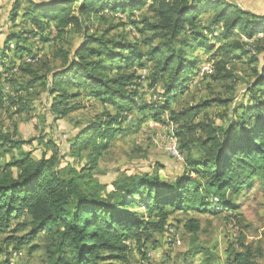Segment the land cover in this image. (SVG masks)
<instances>
[{
    "label": "trees",
    "instance_id": "16d2710c",
    "mask_svg": "<svg viewBox=\"0 0 264 264\" xmlns=\"http://www.w3.org/2000/svg\"><path fill=\"white\" fill-rule=\"evenodd\" d=\"M106 14H128L140 39L109 38L114 26L102 32L84 26ZM9 23L8 31L0 32L5 37L0 45V108L10 104L18 105L20 113L29 110L22 97L10 92L16 73H32L41 58L23 43L31 38L60 42L72 28L82 31L81 43L55 54L62 66L42 78L52 124L80 109L75 102L83 98L103 108L95 120L65 135V157L80 163L88 152L87 164L79 168L59 167L63 157L55 140L48 142L52 155L43 152L37 159L23 150L34 140L0 130V234L28 230L6 239L15 253L45 234L50 236V264H133L130 252L135 247L146 259L154 235L167 231L174 212L235 213L255 183L264 185V14L230 0H15ZM199 52L210 55L206 64L212 67L202 79L209 76L214 82L234 77L229 68L233 60L248 57L250 67L261 63L251 68L253 80L239 102L219 116L225 124L209 113L199 116L214 106L229 107L232 100L214 98L174 108L201 73L199 65L205 63ZM146 84L156 93L154 103L139 92ZM149 120L173 129L185 166L182 174L165 180L156 170H127L112 185L85 182L94 179V170L118 136L139 131ZM193 146L201 150L197 159ZM23 217L27 222L11 229ZM184 228L197 233L199 220H187ZM253 257L247 247L234 255V263L261 264Z\"/></svg>",
    "mask_w": 264,
    "mask_h": 264
},
{
    "label": "rangeland",
    "instance_id": "374dc122",
    "mask_svg": "<svg viewBox=\"0 0 264 264\" xmlns=\"http://www.w3.org/2000/svg\"><path fill=\"white\" fill-rule=\"evenodd\" d=\"M14 1L0 0V32L8 31V27L11 26L9 14ZM230 1L256 14H264V0ZM142 13H145V11L137 15L139 16ZM127 16L128 14H121L117 19L111 14H106L103 17L104 19L96 17L84 26H88L90 32H102L114 26L109 38L133 43L140 39V35L130 25V21H127ZM119 18L124 21L119 20ZM206 18L207 16L204 17V19ZM83 36L82 31L72 28L65 39L60 42L47 43L32 38L25 41L23 44L29 47L33 54L35 53L41 58L37 65L31 67L32 73H16L17 83L10 89V92L16 99L22 97L30 105L29 110L20 113L18 105L13 106L10 104H7L4 109L0 108V130L9 134H18L22 140H34L30 145H26L23 150L33 152V157L37 159L40 158L43 152H46L48 157L51 156L52 151L48 142L50 140L57 141L60 155L63 157L59 167L65 170L71 167L79 168L82 166L81 164L86 165L87 160L85 157L88 154L86 152L83 155L84 157L80 163L76 158L65 157L68 149V145L65 143L68 137H65V135L78 124L95 120L102 113L103 108L98 103H89L83 98L75 102H79L80 109L59 121L56 126L52 124L54 117L50 112V102L42 78L48 74L49 69L62 66L61 58L55 54L62 49L69 51L71 48L78 46ZM4 38V36H0V45L3 44ZM10 55H12V52H10ZM197 56L205 64L199 65L202 68L198 76H196L195 70L194 77H196L193 85L189 92L184 93L183 98L174 104V108L180 110L214 98L232 100L229 107L214 106L199 116V119H201L205 113H209L210 117L217 120L219 125L225 124V121L219 119V116L224 112H230L233 104L239 102L245 88L253 80L251 68L258 67L261 63L250 67L248 57L243 60H233L230 62L229 68L234 77L227 81L214 82L209 76L202 79V76L206 73L203 69L208 68L210 71L212 68L208 63L206 64L210 55L199 52ZM14 90H17V92H14ZM70 90L74 91V89ZM139 92L150 103L157 100L156 93L149 89L147 84ZM142 102L144 101L142 100ZM167 117L168 114L164 116L165 121L168 119ZM132 118L134 120L136 114ZM131 120L126 124H130ZM172 130L171 127L149 120L139 131L132 132L127 136H118L112 142L109 152L104 155L99 166L94 170V179H86L85 182H89L90 186H94L96 182L106 186L112 185L127 170L133 172L156 170L155 172L165 180L182 174L185 170L184 163L175 161L169 155V152L161 148L162 144L168 141L173 144L174 149L178 150L177 140L174 139ZM58 136H61L60 139ZM19 152L15 151L13 154L19 156ZM200 155L201 150L198 146H193V158L197 159ZM11 156L13 155L4 157L1 163L8 161ZM241 198L237 201H240ZM244 199L240 202L239 209L235 213L191 211L187 215L174 212L170 217V227L167 231L154 235L155 244L149 249L151 252L147 251L153 257L143 259L134 247L129 255L130 262L133 264H146L148 262L149 264H235L234 255L244 253L246 248L249 247L253 252L254 260L264 264V185L255 183L253 189L248 192ZM192 218L199 220L200 229L197 233L187 232L184 228L185 222ZM24 222H27L25 217L16 219L12 223L11 229ZM235 223L238 227V233L234 229ZM26 234H28V230H20L13 234H0V264H9L16 252L15 245L6 239L9 236L18 238ZM49 238L50 236L45 234L38 236L31 245L21 249L18 259H16L17 257L12 258L15 260L13 264H50L49 254L46 250V246L50 241ZM32 246H38V249L31 251Z\"/></svg>",
    "mask_w": 264,
    "mask_h": 264
},
{
    "label": "built area",
    "instance_id": "2783aa9c",
    "mask_svg": "<svg viewBox=\"0 0 264 264\" xmlns=\"http://www.w3.org/2000/svg\"><path fill=\"white\" fill-rule=\"evenodd\" d=\"M204 72H209L208 68H204L203 69ZM144 73V72H143ZM162 147L163 149L166 151V152H169V155L172 156L173 159L181 162L183 161V157L180 155V153H176L175 150H174V147H173V144L168 142V141H165L163 144H162ZM234 229H235V232L238 233V227L236 226V223H235V226H234ZM153 257L152 254H148V258L151 259ZM18 259V254H17V258ZM146 264H149L146 263Z\"/></svg>",
    "mask_w": 264,
    "mask_h": 264
},
{
    "label": "bare ground",
    "instance_id": "6f19581e",
    "mask_svg": "<svg viewBox=\"0 0 264 264\" xmlns=\"http://www.w3.org/2000/svg\"><path fill=\"white\" fill-rule=\"evenodd\" d=\"M174 150H175V152H176V153H179L177 149H174ZM13 255H14V256H12V258H13V257H17V253H14ZM18 256H19V254H18ZM12 258H11V260H10V263H9V264H13V262H15V260H14V259H12Z\"/></svg>",
    "mask_w": 264,
    "mask_h": 264
},
{
    "label": "crops",
    "instance_id": "0c3cea01",
    "mask_svg": "<svg viewBox=\"0 0 264 264\" xmlns=\"http://www.w3.org/2000/svg\"><path fill=\"white\" fill-rule=\"evenodd\" d=\"M158 142V141H157ZM159 143H163V142H159Z\"/></svg>",
    "mask_w": 264,
    "mask_h": 264
}]
</instances>
